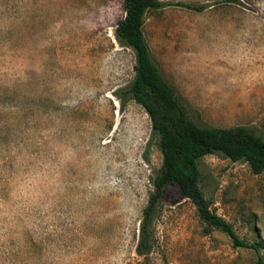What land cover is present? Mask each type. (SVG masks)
Listing matches in <instances>:
<instances>
[{
	"label": "rangeland",
	"instance_id": "1",
	"mask_svg": "<svg viewBox=\"0 0 264 264\" xmlns=\"http://www.w3.org/2000/svg\"><path fill=\"white\" fill-rule=\"evenodd\" d=\"M144 36L191 118L264 137V0H162ZM123 0H0V264H258L170 187L149 258L136 252L163 156L145 108L121 90L132 49ZM211 211L264 245V173L207 155ZM264 259V249H262Z\"/></svg>",
	"mask_w": 264,
	"mask_h": 264
},
{
	"label": "trees",
	"instance_id": "2",
	"mask_svg": "<svg viewBox=\"0 0 264 264\" xmlns=\"http://www.w3.org/2000/svg\"><path fill=\"white\" fill-rule=\"evenodd\" d=\"M125 17L119 21L115 35L119 43L135 53V76L128 88L121 90L120 99L131 98L148 112L153 135L163 156L160 171L152 180L153 192L143 211L136 252L149 258L154 243V222L170 187L177 189L180 198L190 200L198 215L209 227L226 233L236 248L253 250L258 264H264L261 243L242 240L233 226L211 211L212 202L201 188V160L207 155H219L233 162H246L253 173H264V137L253 127L215 128L194 121L187 102L165 81L154 63L144 36L146 14L149 10L169 5L183 6L196 11L202 7L162 0H123Z\"/></svg>",
	"mask_w": 264,
	"mask_h": 264
}]
</instances>
